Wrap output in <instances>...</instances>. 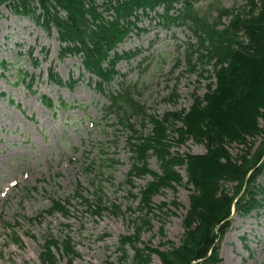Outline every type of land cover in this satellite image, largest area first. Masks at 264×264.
<instances>
[{
  "label": "rangeland",
  "instance_id": "374dc122",
  "mask_svg": "<svg viewBox=\"0 0 264 264\" xmlns=\"http://www.w3.org/2000/svg\"><path fill=\"white\" fill-rule=\"evenodd\" d=\"M246 1L222 0L221 6L238 9ZM196 8L209 21L217 17L208 0H200ZM228 22L229 18L223 17L220 28ZM156 24L153 16L137 24L138 31H133L118 50L134 52L136 57L118 63L114 81L99 91L97 80L84 72L81 58L61 60L54 29L49 34L33 20L14 15L7 7L0 9V63L7 65L5 70L0 68V93L5 95L0 99V264H40L39 255L48 235L57 241L72 240L75 258L71 264H121L116 252L119 240L134 235L139 224V193L152 179L145 175L136 179L132 188L126 185L130 134L119 126L116 114L105 113L110 95L130 90L149 115L161 117L168 112L187 111L191 96L196 93L202 97L208 83L207 75L200 77V69L189 74L185 67L186 51L194 43L192 36L185 30L166 31ZM32 49L37 68L28 56ZM19 68L35 78V94L17 84ZM49 69L65 83L71 78L80 81L71 89L56 86L48 80ZM175 87L178 98L169 103ZM42 96L56 106L63 101L70 108L45 109L40 102ZM260 127L264 130L263 121ZM151 129L135 123V131L144 136ZM102 151L107 157L114 156L118 163L108 167ZM173 151L204 155L206 148L190 140ZM237 152L236 147L230 148L233 156ZM149 169L158 172L155 159L150 160ZM93 178L102 182L105 205L120 206L117 216L105 212L95 217L85 206L71 200L78 184L89 195ZM259 184L264 185V175ZM189 195L180 186L153 197L152 227L141 233L140 247L146 244L157 249L164 241L178 244ZM50 198L70 199L66 217L45 213ZM162 204L167 205L163 214L156 208ZM29 219L34 221L30 223ZM6 225L10 228L5 229ZM161 227L165 239L160 235ZM52 251L58 264H67L61 249ZM219 254L223 264H264V208L246 218L233 216ZM128 255L131 258L132 252ZM152 261L160 264L155 256Z\"/></svg>",
  "mask_w": 264,
  "mask_h": 264
},
{
  "label": "trees",
  "instance_id": "16d2710c",
  "mask_svg": "<svg viewBox=\"0 0 264 264\" xmlns=\"http://www.w3.org/2000/svg\"><path fill=\"white\" fill-rule=\"evenodd\" d=\"M199 1L0 0V8L5 6L14 15L33 20L48 33L54 29L61 45L60 58L81 57L85 71L99 80L100 90L118 75L116 65L133 57L118 54L117 48L142 18L153 14L163 29L185 28L195 39V45L186 51L185 67L189 74L200 69V77L207 75L208 83L202 97L196 93L191 96L192 104L187 111L168 112L161 117L149 115L133 99L130 90L111 94L109 98L107 113L115 112L121 126L130 133L126 185L132 188L134 181L145 175L152 179L139 193V224L134 235L119 240L116 252L121 264H153L154 256L160 264H223L220 244L230 229L232 210L239 217H247L264 208V185L259 184L264 175V130L260 127V122H264V0H247L238 9L223 8L222 0H208L217 15L212 21L196 8ZM223 17L229 18V22L220 28ZM0 67L4 69L6 65L1 63ZM48 74L50 82L73 87L51 69ZM17 75V83L34 94V78L23 69H18ZM4 97L0 93V99ZM177 98L175 87L167 102L175 103ZM40 99L47 109H55L50 99ZM59 105L67 107L62 101ZM135 119L144 127L150 126L151 132L144 136L135 131L131 122ZM190 140L203 145L206 153L180 155L173 151ZM233 146L238 149L235 156L230 153ZM151 159H155L158 173L149 169ZM105 162L108 167L117 164L112 157ZM90 184V199L85 195L86 189L78 184L73 200L95 217L105 212L114 216L121 213L120 206L105 205L98 178ZM180 186L190 195L178 244L164 241L157 249L146 244L140 247L141 233L151 230V217L155 215L151 200ZM67 204L69 200L51 198L45 213L66 217ZM166 206L156 208L162 213ZM160 235L165 239L163 227ZM72 244L70 238L57 241L48 235L39 255L40 264H58L54 249H61L67 264H71L75 258Z\"/></svg>",
  "mask_w": 264,
  "mask_h": 264
}]
</instances>
